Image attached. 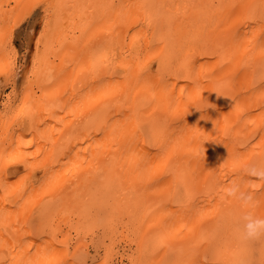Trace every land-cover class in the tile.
Returning <instances> with one entry per match:
<instances>
[{
    "label": "bare ground",
    "instance_id": "6f19581e",
    "mask_svg": "<svg viewBox=\"0 0 264 264\" xmlns=\"http://www.w3.org/2000/svg\"><path fill=\"white\" fill-rule=\"evenodd\" d=\"M260 3L0 0V264L264 261Z\"/></svg>",
    "mask_w": 264,
    "mask_h": 264
},
{
    "label": "clouds",
    "instance_id": "9594fccd",
    "mask_svg": "<svg viewBox=\"0 0 264 264\" xmlns=\"http://www.w3.org/2000/svg\"><path fill=\"white\" fill-rule=\"evenodd\" d=\"M251 204L250 199L244 200V207ZM239 222L241 225V236L246 240L264 238V218H257L250 213H243Z\"/></svg>",
    "mask_w": 264,
    "mask_h": 264
},
{
    "label": "snow or ice",
    "instance_id": "6c2138e0",
    "mask_svg": "<svg viewBox=\"0 0 264 264\" xmlns=\"http://www.w3.org/2000/svg\"><path fill=\"white\" fill-rule=\"evenodd\" d=\"M32 7H44L42 5H33ZM254 7H259L260 8V20L262 23H264V0H261L260 5L258 6H254ZM48 8L45 7V13L47 14ZM45 28L47 27V20L45 19V24H44ZM40 36L43 37L44 36V32L41 31L40 32ZM26 38V37H25ZM5 40H7V37H5ZM37 44V49H39V41H36ZM33 64L35 66V60L33 61ZM262 79H264V77H262ZM260 178L261 180H264V172L260 173ZM240 264H253V262L251 260H241ZM261 264H264V261L261 262Z\"/></svg>",
    "mask_w": 264,
    "mask_h": 264
},
{
    "label": "rangeland",
    "instance_id": "374dc122",
    "mask_svg": "<svg viewBox=\"0 0 264 264\" xmlns=\"http://www.w3.org/2000/svg\"><path fill=\"white\" fill-rule=\"evenodd\" d=\"M12 4H13V2H12ZM12 4H11V5H12ZM13 5H14V4H13ZM38 22H40V21L38 20ZM26 32H27V30H26ZM23 34H24V32H23ZM23 34H22V35H23ZM22 35H20L19 38H20V37H21V38H24ZM23 42H24V41H23ZM18 46H19V45H18ZM19 48H20V50H21V51H20V54L23 55L22 52H24V51H23V50H24V49H23L24 47L20 46ZM20 54H19V55H20ZM18 60H19V61H18V65L20 66V65L22 64V62H21V59H20V58H19ZM20 62H21V64H20ZM4 86H5V87H4ZM4 86L2 87V89H1V91H0V101L3 100L2 98H3L4 94L10 92V90H11V88H10L9 86H7V85H4ZM3 88H4V89H3ZM2 94H3V95H2Z\"/></svg>",
    "mask_w": 264,
    "mask_h": 264
}]
</instances>
